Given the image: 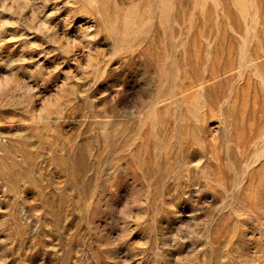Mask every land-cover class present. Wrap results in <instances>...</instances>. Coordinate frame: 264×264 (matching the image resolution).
Returning <instances> with one entry per match:
<instances>
[{
    "label": "rangeland",
    "instance_id": "obj_1",
    "mask_svg": "<svg viewBox=\"0 0 264 264\" xmlns=\"http://www.w3.org/2000/svg\"><path fill=\"white\" fill-rule=\"evenodd\" d=\"M0 264H264V0H0Z\"/></svg>",
    "mask_w": 264,
    "mask_h": 264
}]
</instances>
